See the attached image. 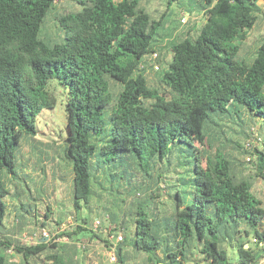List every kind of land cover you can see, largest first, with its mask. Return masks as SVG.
<instances>
[{"label":"trees","instance_id":"1","mask_svg":"<svg viewBox=\"0 0 264 264\" xmlns=\"http://www.w3.org/2000/svg\"><path fill=\"white\" fill-rule=\"evenodd\" d=\"M64 1L0 0V264H10L3 253L13 246L5 220L7 198L17 192L9 182L30 189L19 174L20 151L37 136L40 114L58 105L54 84L65 89L61 158L73 174L75 210L106 192L127 195L120 213L102 208L124 232L121 264L132 256L123 253L127 242L149 264H259L264 247L255 250L248 239L264 246V203L224 156L215 163L212 150L225 134L222 120L233 114L260 118L264 130V37L252 58L241 55L264 19L261 0H196L206 22L197 28L196 21L168 48L158 29L182 0H164L153 12L143 0H70L75 8H64L57 31L47 35V19ZM155 51L160 65L170 60L151 83L146 64ZM243 134L250 179L264 183V148ZM124 203L133 208L130 220ZM21 206L31 214L30 204ZM85 232L99 238L80 223L64 235L79 248ZM67 245L41 241L14 250L25 264H73ZM227 247L237 249L236 262Z\"/></svg>","mask_w":264,"mask_h":264},{"label":"rangeland","instance_id":"2","mask_svg":"<svg viewBox=\"0 0 264 264\" xmlns=\"http://www.w3.org/2000/svg\"><path fill=\"white\" fill-rule=\"evenodd\" d=\"M143 4L151 12L165 8L164 0H143ZM259 5L264 8L262 0L259 1ZM56 7L58 10H54L51 13L45 27L46 34L50 36L54 35L57 31L55 25L58 23L57 17L60 12H63V9L66 7L75 8V4L73 1L65 0L57 4ZM186 9L191 10L193 15L190 22L188 21L187 24H181L180 21L183 15H185ZM195 14L199 15L196 26L198 28V26L204 23L203 18H205V12L200 2L196 0H182L181 5H173L164 20L163 26L158 29V33L162 35L161 38L163 42H166L167 45L172 39L176 40L180 38L179 40H181L186 35L188 28L193 26L196 22L194 19ZM171 32L174 33V36L169 37V33ZM263 37L264 19H261L248 33L243 44H241L242 57L252 58ZM168 47L169 44L166 48ZM169 60L170 55L160 65L161 70L168 69ZM146 72L147 78L153 83L157 71H154L149 64H146ZM54 86L58 97V105L55 109L44 110L40 114L38 118V134L34 139H28L23 142L19 164L17 163L21 177L25 174L28 176L26 184L30 186V189L26 188L21 180L19 183H22L23 188H21V185L18 183L9 182L10 190L13 193L17 192V195H11L7 198L8 209L5 220V233L7 234V238L12 241L13 249H11V247V250L8 249L3 254L8 257L7 260L10 264H25L23 258L14 250V245L33 246L36 244H31L29 242L23 244L22 239H30L35 235L43 239L46 234L49 238L46 241L61 246L64 242H73L72 239L64 235V233L70 231L77 223L82 224L87 229L93 230L94 221L99 218L104 220L101 229L94 232L99 238L94 236L91 238V233L85 232L79 237L77 242L84 241L91 244L89 253H92V257L89 258V264H110L109 250L112 244L111 234L117 231H115L116 226L111 220H105L106 216L109 214H105L106 211L102 208L107 207L109 213H120L118 204L121 199L128 202V198L126 194H119L117 191H112L110 193L106 192L103 199L95 196L89 204L86 205L83 203L81 210H75L72 196L73 174L65 163L63 155L61 158L63 148L66 145L65 139L68 135L65 89L61 86L57 87L56 84H54ZM250 120L247 114H243L241 117L233 114L231 119L226 118L222 120L225 134L223 136L219 134L220 140L215 143L214 149L212 150L213 159H215V163H219L222 156H224L230 161L233 175L237 178L244 177L250 180L253 183V193L264 203V183L260 179H250V177L254 176V168L249 162H245L247 153L246 150L243 149L248 140L243 134L244 130L246 134L252 135L250 143L261 149L264 148V130L260 118L256 120L255 123H252ZM117 183L118 181L115 180V184ZM164 186V184L161 185V187ZM163 193L165 194L166 190L163 191ZM36 198L39 200L35 201ZM161 200L167 203L164 198ZM21 204H23L24 208L27 210L30 209L27 206L30 204L32 206L31 214L21 210ZM122 205H124L125 216L130 220V213L133 208L130 207L128 203ZM48 207H50V209H48ZM162 207L167 208L166 205ZM45 214H49L48 220ZM35 216H38V219L35 220ZM84 219H89V224H85ZM110 224L111 228H109ZM109 229H112L111 233H109ZM126 235L128 237V233ZM4 240V237L0 235V241ZM105 240L108 241V243H105ZM246 240L247 238L241 239L238 242V246ZM248 241H250V246L255 250L264 247L263 245L255 243L251 238H249ZM233 243H235V240H233ZM129 247H131L130 242L123 245L124 255L127 256L128 253L132 255L131 259H125L126 264H149L145 254L134 255V252ZM247 247L248 245L246 248ZM227 250L230 259L236 262L237 249L227 247Z\"/></svg>","mask_w":264,"mask_h":264},{"label":"built area","instance_id":"3","mask_svg":"<svg viewBox=\"0 0 264 264\" xmlns=\"http://www.w3.org/2000/svg\"><path fill=\"white\" fill-rule=\"evenodd\" d=\"M203 19H204L203 22L205 23L206 22V14H205V18H203ZM188 21H189V17L185 13V15H183V17L181 18V23L182 24H187ZM158 58H159V52L158 51H155L152 54H149L147 56L148 63L150 64V66L155 71H159L160 68H161L160 67V64L158 63ZM140 67H141V69H143L145 67V64H142ZM146 74H147V72H146ZM246 148L250 149L251 148V144L248 143L246 145ZM105 220L110 221L111 220L110 219V215H107ZM103 221L104 220L99 219V218H97L94 221V224H93V231L94 232H96L99 229H101V227L103 225ZM109 228H111V224H110ZM111 230L112 229H109V233H111ZM43 239H46L47 240L49 238L45 234L44 237H43ZM43 239L42 238H38L35 235L33 238H30V239H27V238L26 239H22V243L24 244L25 242H29L31 244H38L41 241H43ZM111 239H112V244H111L110 250H109V262H110V264H120V259H119L118 251H119V246L121 245V243L124 242V239H125V235H124L123 230H119L116 233L111 234ZM77 245L80 247V249H82L84 251H87L88 253L91 250L89 248L90 245H91L90 243L81 241V242H77ZM11 249H13V247ZM89 257L90 258L92 257V253H89Z\"/></svg>","mask_w":264,"mask_h":264},{"label":"crops","instance_id":"4","mask_svg":"<svg viewBox=\"0 0 264 264\" xmlns=\"http://www.w3.org/2000/svg\"><path fill=\"white\" fill-rule=\"evenodd\" d=\"M262 2L264 3V0H262ZM185 13L186 15L189 17V22L191 21V18H192V15H193V12L189 9H186L185 10ZM199 17L198 14H195V17L194 19L196 21H198L199 19H197ZM64 244H69L67 246H69V253L71 255V257L73 258V264H89L90 263V257L88 255V252L87 251H84L82 249L79 248H75L73 247L72 244H76V243H73V242H68V243H65ZM259 264H264V259H261Z\"/></svg>","mask_w":264,"mask_h":264},{"label":"water","instance_id":"5","mask_svg":"<svg viewBox=\"0 0 264 264\" xmlns=\"http://www.w3.org/2000/svg\"><path fill=\"white\" fill-rule=\"evenodd\" d=\"M46 241V239H43V241L42 242H45Z\"/></svg>","mask_w":264,"mask_h":264}]
</instances>
